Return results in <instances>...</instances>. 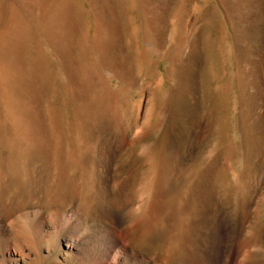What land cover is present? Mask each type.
<instances>
[{
    "label": "rangeland",
    "instance_id": "rangeland-1",
    "mask_svg": "<svg viewBox=\"0 0 264 264\" xmlns=\"http://www.w3.org/2000/svg\"><path fill=\"white\" fill-rule=\"evenodd\" d=\"M106 207L118 264H205L223 214L264 264V0H0V264H96Z\"/></svg>",
    "mask_w": 264,
    "mask_h": 264
},
{
    "label": "bare ground",
    "instance_id": "bare-ground-1",
    "mask_svg": "<svg viewBox=\"0 0 264 264\" xmlns=\"http://www.w3.org/2000/svg\"><path fill=\"white\" fill-rule=\"evenodd\" d=\"M105 211L110 222L106 226L105 231V233H107L108 235L109 240L108 242L106 241V244H104V248L100 247L103 244L97 245L96 243L93 244L85 242L84 239L86 237L78 238L80 239L79 244L77 238L75 239L74 236H69L68 241L69 245L72 247V249L74 248L76 252L80 251L81 249H83V252L85 250L83 254L86 253L84 256H86L87 258H89L91 254H94V258L99 256L98 258H96L99 259L96 264H118L121 260H123V256L125 255V253L129 251V247L120 242V237L123 236V234L120 233V230L122 228L123 222H125V216L121 209L117 207H106ZM218 219V223H215V226L212 229L210 245L207 246L205 251V264H234L236 250L240 247V232H238L236 228L232 226V222L224 214L221 215ZM22 247L23 246L20 247L22 249L20 251H23ZM10 253L12 257V264H19L21 260L26 259L23 255V252L17 253L16 251H10ZM224 253H227L230 259H223L222 256ZM226 256L227 255H225V257ZM129 257L131 256H128L124 261H129ZM110 259L111 261H109Z\"/></svg>",
    "mask_w": 264,
    "mask_h": 264
},
{
    "label": "clouds",
    "instance_id": "clouds-1",
    "mask_svg": "<svg viewBox=\"0 0 264 264\" xmlns=\"http://www.w3.org/2000/svg\"><path fill=\"white\" fill-rule=\"evenodd\" d=\"M253 250H254V251H260L261 249H260L259 246H255Z\"/></svg>",
    "mask_w": 264,
    "mask_h": 264
}]
</instances>
